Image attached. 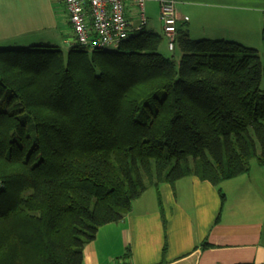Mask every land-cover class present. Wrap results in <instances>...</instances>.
Segmentation results:
<instances>
[{"label": "trees", "instance_id": "1", "mask_svg": "<svg viewBox=\"0 0 264 264\" xmlns=\"http://www.w3.org/2000/svg\"><path fill=\"white\" fill-rule=\"evenodd\" d=\"M163 37L0 48V264H84L147 189L264 168V47Z\"/></svg>", "mask_w": 264, "mask_h": 264}, {"label": "crops", "instance_id": "2", "mask_svg": "<svg viewBox=\"0 0 264 264\" xmlns=\"http://www.w3.org/2000/svg\"><path fill=\"white\" fill-rule=\"evenodd\" d=\"M164 0H145L146 29L162 33ZM177 34L264 47V0H172ZM131 25L137 6L127 3ZM75 44L63 0H0V48ZM226 200L222 203L219 192ZM208 242L211 246L203 247ZM264 264V168L223 181L198 176L147 189L118 222L100 227L84 249V264Z\"/></svg>", "mask_w": 264, "mask_h": 264}, {"label": "built area", "instance_id": "3", "mask_svg": "<svg viewBox=\"0 0 264 264\" xmlns=\"http://www.w3.org/2000/svg\"><path fill=\"white\" fill-rule=\"evenodd\" d=\"M66 4L75 44L85 50L118 46L148 23L145 0H63ZM137 6L138 23L131 25L127 18V3ZM163 30L168 48H176L177 8L172 0H164L160 7ZM127 264V263H123Z\"/></svg>", "mask_w": 264, "mask_h": 264}, {"label": "rangeland", "instance_id": "4", "mask_svg": "<svg viewBox=\"0 0 264 264\" xmlns=\"http://www.w3.org/2000/svg\"><path fill=\"white\" fill-rule=\"evenodd\" d=\"M111 49H114V47H111ZM259 49L262 50V48H259ZM64 50H67V49H64ZM159 51L161 53H163L165 56H168V57L174 56L175 58H179L181 56V53H182L181 50L177 47V45H176V48L174 50H170L168 48V40L166 39L165 36L163 37V39L161 41ZM251 166H252V168L253 167L260 168V165L258 164L256 159L252 160ZM261 168H263V167L261 166Z\"/></svg>", "mask_w": 264, "mask_h": 264}]
</instances>
